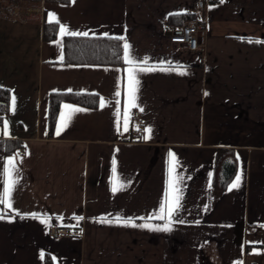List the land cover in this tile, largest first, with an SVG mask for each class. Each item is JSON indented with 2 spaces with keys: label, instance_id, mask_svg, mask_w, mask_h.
<instances>
[{
  "label": "crops",
  "instance_id": "obj_1",
  "mask_svg": "<svg viewBox=\"0 0 264 264\" xmlns=\"http://www.w3.org/2000/svg\"><path fill=\"white\" fill-rule=\"evenodd\" d=\"M196 1L36 0L25 21L0 19V87L9 92L0 139L23 144L0 155V173L7 158L15 162L12 209L0 205V264H264V0H201L205 43L189 51L169 36ZM49 13L71 31L124 37L134 63L124 51L120 66L64 63L59 25L54 39L42 36ZM130 67L153 70H137L130 84ZM52 92L96 94L98 105L62 104L50 133ZM219 148L239 157L222 192L211 187ZM114 184L124 187L113 193ZM177 195L169 219L166 202ZM162 204L164 219L149 220ZM52 227L80 234L52 237Z\"/></svg>",
  "mask_w": 264,
  "mask_h": 264
},
{
  "label": "trees",
  "instance_id": "obj_2",
  "mask_svg": "<svg viewBox=\"0 0 264 264\" xmlns=\"http://www.w3.org/2000/svg\"><path fill=\"white\" fill-rule=\"evenodd\" d=\"M177 15L170 16V22ZM191 16H188L190 18ZM187 18V19H188ZM57 24L46 22L43 25V39L52 40L57 34ZM124 39L105 36H65L64 38V63L68 64H92L120 66L123 59ZM9 92L0 87V126L3 117L9 112L7 99ZM6 102V103H5ZM64 103H72L88 108H96L98 96L92 93L82 92H52L48 100V130L51 133L56 125L61 106ZM23 147L17 139H0V155L12 156ZM237 171V159L235 152L229 148L217 149L214 157L211 187L213 191L222 192L227 189ZM255 264V263H252Z\"/></svg>",
  "mask_w": 264,
  "mask_h": 264
},
{
  "label": "snow or ice",
  "instance_id": "obj_3",
  "mask_svg": "<svg viewBox=\"0 0 264 264\" xmlns=\"http://www.w3.org/2000/svg\"><path fill=\"white\" fill-rule=\"evenodd\" d=\"M223 2V0H222ZM49 23H55V24H58L59 25V36L61 38H63L64 36H84V37H87L89 35L88 32H75V31H71L69 30V28L66 26V25H63V24H60L59 23V20L58 18L56 17V15L54 13H49ZM105 37L108 36V33H104L103 34ZM116 39H121L123 40L124 37H115ZM130 45L125 41L124 43V52H125V61L126 63H129L130 65L134 63L133 60L129 59V49H130ZM62 58V57H61ZM143 63H147V60L145 59V61H143ZM139 70V71H144V70H153V69H144V68H135V67H130L128 69V72H129V80H130V84H138V81L135 80V75L134 73ZM168 70H171V69H168ZM69 91H71V89H69ZM131 91V94H132V107H135V103H134V100H135V88H131L130 89ZM208 93H205V95H207ZM117 96L120 95L119 91L116 93ZM12 110L14 111L15 110V97L13 96L12 98ZM117 104H119V101H117ZM100 106L101 107H104L106 106L105 105V101H104V98H101V103H100ZM64 108H67V109H71V112L72 114H75L76 112H80V111H84V109H81V108H77V107H74L72 105H64ZM142 110V109H141ZM117 112H119V109H117ZM126 112H127V109H126ZM61 117L62 119L64 118V114L62 113L61 114ZM68 121L71 120V115L68 116L67 118ZM118 124H119V120H118ZM68 126L67 122L63 123V126H60L58 125V129H57V135L60 134V132L63 130V128H66ZM125 131H127V128H125ZM150 129H145V132L146 133H150ZM2 134L4 135H8V122L7 121H4V129L2 130ZM148 136H145V139H147ZM27 154V153H26ZM170 156H172L174 158V154L172 153H169ZM237 159H239V157L237 156ZM115 166H116V161L113 160V173L115 174ZM15 170V162H14V158L13 157H9L7 158L6 162H5V167H4V170H3V173H0V175L4 176V187H3V191L0 192V205H3L5 208L7 209H12V190H13V187L15 185V181L14 180H11L9 179L11 177V174L12 172ZM240 176L237 175L236 177V181L230 186L229 190H231V188H234V187H239V181H240ZM124 185L123 184H120L119 186H116L114 184L113 188H112V191L113 193L117 192V191H120L121 188H123ZM170 188L173 192H176L178 193L179 192V189L176 188L175 186V182H171L170 181ZM180 197L179 195L175 196L174 200L171 201V202H166L167 203V207H166V213H167V216L169 219H171V217L173 216V214L179 209L180 207ZM4 215L5 213L3 212H0V219H3L4 218ZM164 216H165V205L162 204L161 206V209L159 210L158 213H153V215L149 216L148 219H153V218H156V219H164ZM76 219L79 221L80 219H83V217H76ZM143 219V218H141ZM44 222V221H42ZM101 222H104V223H113V222H116V223H119L121 222V218L119 216L115 217L114 219H107V218H103L101 220ZM123 223L125 224H133V220L132 218H128V220H124ZM140 227H154L153 225H150V224H143V225H140ZM170 228V225H165L164 226V230H169Z\"/></svg>",
  "mask_w": 264,
  "mask_h": 264
},
{
  "label": "built area",
  "instance_id": "obj_4",
  "mask_svg": "<svg viewBox=\"0 0 264 264\" xmlns=\"http://www.w3.org/2000/svg\"><path fill=\"white\" fill-rule=\"evenodd\" d=\"M34 1L36 0H0V19L12 22L25 21L26 18L22 15V12L26 5ZM210 1L218 2L219 0ZM194 7L196 13L182 24L177 33L169 36L170 43L184 45L189 51L199 50L204 45L206 36L204 22L202 20L203 1H196ZM142 132L143 122L141 118H138L132 139L139 141ZM49 234L52 237L65 238L77 237L80 233L76 229L52 227L49 230Z\"/></svg>",
  "mask_w": 264,
  "mask_h": 264
}]
</instances>
